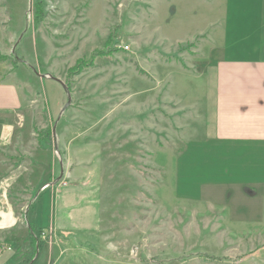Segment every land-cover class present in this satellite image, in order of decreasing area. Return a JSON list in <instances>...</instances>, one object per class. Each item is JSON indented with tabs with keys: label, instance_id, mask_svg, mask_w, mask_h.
Listing matches in <instances>:
<instances>
[{
	"label": "rangeland",
	"instance_id": "obj_1",
	"mask_svg": "<svg viewBox=\"0 0 264 264\" xmlns=\"http://www.w3.org/2000/svg\"><path fill=\"white\" fill-rule=\"evenodd\" d=\"M209 3L0 0V75L19 87L27 140L0 181V211L19 213L0 264H264V145L209 139L201 119L203 51L224 18ZM75 156L97 181L99 230L40 232L56 192L24 182Z\"/></svg>",
	"mask_w": 264,
	"mask_h": 264
},
{
	"label": "crops",
	"instance_id": "obj_2",
	"mask_svg": "<svg viewBox=\"0 0 264 264\" xmlns=\"http://www.w3.org/2000/svg\"><path fill=\"white\" fill-rule=\"evenodd\" d=\"M209 4L221 7L224 18L222 27L211 37L216 45L206 43L207 49L203 51L208 87L204 89L201 119L206 135L223 143L264 145V0H210ZM23 118V99L18 85L0 75V181L21 165L17 159L24 153L27 142ZM65 139L57 134L56 145L59 143L69 155ZM74 158V162L58 158L54 166H45L43 175L32 171L31 175L35 176L32 184L28 183L30 179L24 182V188L33 189L41 180L38 192L48 188L56 192L54 224L41 226L43 231L51 230L52 236L73 237L99 230V200L91 190V184L97 181L92 180V170L86 169L83 159ZM73 165L84 171L78 174L76 167L70 169ZM20 175L21 171L14 183ZM60 180L65 182L63 187H59ZM92 195L93 203L90 202ZM17 214L8 209L0 211V254L5 249L1 250L3 242L11 250V240L15 239L11 232L16 227L11 223Z\"/></svg>",
	"mask_w": 264,
	"mask_h": 264
},
{
	"label": "trees",
	"instance_id": "obj_3",
	"mask_svg": "<svg viewBox=\"0 0 264 264\" xmlns=\"http://www.w3.org/2000/svg\"><path fill=\"white\" fill-rule=\"evenodd\" d=\"M43 7L44 6L42 4L40 6L37 5V6H35V9H39L38 12L39 11L43 12ZM38 18H39V16L35 17V19H38ZM0 60H1V58H0ZM51 134H52L51 127H46L45 129L39 130V132H38L39 137H41V139L45 140V144L41 145L43 148H48L50 146ZM40 143H41V141H40ZM30 231H31L32 234H34V236H36V234L34 233L33 228L31 227V225H30ZM39 231L43 232V230L41 228L39 229ZM42 245H43L42 243H41V245L38 244V246H39L38 248L40 249L42 247Z\"/></svg>",
	"mask_w": 264,
	"mask_h": 264
},
{
	"label": "water",
	"instance_id": "obj_4",
	"mask_svg": "<svg viewBox=\"0 0 264 264\" xmlns=\"http://www.w3.org/2000/svg\"><path fill=\"white\" fill-rule=\"evenodd\" d=\"M56 80L62 84L64 89L66 88L65 84H63L62 81H60L58 78ZM68 102H69V98H68Z\"/></svg>",
	"mask_w": 264,
	"mask_h": 264
},
{
	"label": "built area",
	"instance_id": "obj_5",
	"mask_svg": "<svg viewBox=\"0 0 264 264\" xmlns=\"http://www.w3.org/2000/svg\"><path fill=\"white\" fill-rule=\"evenodd\" d=\"M62 184H64V185H65V182H62Z\"/></svg>",
	"mask_w": 264,
	"mask_h": 264
}]
</instances>
